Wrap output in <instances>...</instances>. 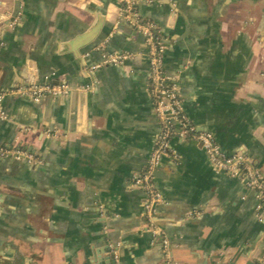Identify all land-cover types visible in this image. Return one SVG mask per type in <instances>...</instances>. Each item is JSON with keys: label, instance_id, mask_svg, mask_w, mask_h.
Listing matches in <instances>:
<instances>
[{"label": "crops", "instance_id": "1", "mask_svg": "<svg viewBox=\"0 0 264 264\" xmlns=\"http://www.w3.org/2000/svg\"><path fill=\"white\" fill-rule=\"evenodd\" d=\"M139 11L167 38L164 68L192 122L264 173V0H141ZM0 38V94L71 87L0 98V145L40 161L0 159V264H167L132 186L160 133L147 44L118 0H0ZM121 51L136 57L90 69ZM155 184L172 264H264L256 192L216 172L201 144L173 137Z\"/></svg>", "mask_w": 264, "mask_h": 264}, {"label": "built area", "instance_id": "2", "mask_svg": "<svg viewBox=\"0 0 264 264\" xmlns=\"http://www.w3.org/2000/svg\"><path fill=\"white\" fill-rule=\"evenodd\" d=\"M141 0H118L120 15L133 28L139 31L147 44L146 56L149 62L148 92L160 126V133L156 145L151 151L145 168L133 177L132 186L144 192L143 203L146 231L154 239L160 240L164 259L172 264V246L170 239L164 233L158 222V206L163 200L162 193L155 184V173L162 159L169 155L171 139L178 137L193 140L203 147L208 159L218 173H225L234 177H241L246 186L257 194V218L264 222V173L260 170L248 154L226 152L217 142L215 135L210 131L200 130L192 122L184 109L180 76L168 74L165 71V53L168 48L167 38L162 34L159 26L153 20L143 18L139 11ZM15 23V20L13 21ZM4 41L0 38V48ZM102 46L96 47L101 49ZM136 57L129 51L104 53L102 59L91 66L96 70L105 65H123ZM92 90V85L82 87ZM71 91L68 83L52 81H37L25 86H18L1 93L0 98L6 95L23 96L35 102H40L46 96L54 98L64 97ZM4 113L0 112V117ZM14 158L30 163H39L34 153L17 146L0 145V159ZM115 260H118L117 255Z\"/></svg>", "mask_w": 264, "mask_h": 264}]
</instances>
